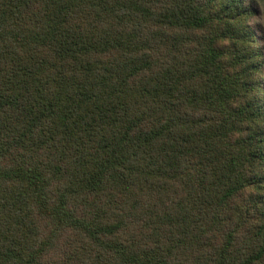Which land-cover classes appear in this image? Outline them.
Wrapping results in <instances>:
<instances>
[{
    "label": "trees",
    "instance_id": "obj_1",
    "mask_svg": "<svg viewBox=\"0 0 264 264\" xmlns=\"http://www.w3.org/2000/svg\"><path fill=\"white\" fill-rule=\"evenodd\" d=\"M0 264H264V0H0Z\"/></svg>",
    "mask_w": 264,
    "mask_h": 264
}]
</instances>
